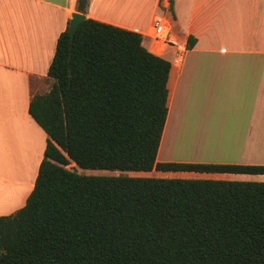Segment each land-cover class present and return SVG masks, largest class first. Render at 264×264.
I'll return each mask as SVG.
<instances>
[{
	"label": "trees",
	"instance_id": "trees-1",
	"mask_svg": "<svg viewBox=\"0 0 264 264\" xmlns=\"http://www.w3.org/2000/svg\"><path fill=\"white\" fill-rule=\"evenodd\" d=\"M69 26L49 91L29 102L47 139L24 206L0 216V264H264V181L76 172L264 176V165L157 162L170 63L136 32L84 18L71 41Z\"/></svg>",
	"mask_w": 264,
	"mask_h": 264
},
{
	"label": "crops",
	"instance_id": "crops-1",
	"mask_svg": "<svg viewBox=\"0 0 264 264\" xmlns=\"http://www.w3.org/2000/svg\"><path fill=\"white\" fill-rule=\"evenodd\" d=\"M77 1L0 0V216L23 207L33 188L47 135L28 106L34 94L49 91L47 71ZM157 12L171 21L184 49L178 63L175 50L165 58L145 41ZM82 15L140 34L147 51L170 63L157 162H171L178 143L181 163L251 165L244 159L264 144V0H89ZM224 159L230 160L205 161ZM160 174L264 181L252 175Z\"/></svg>",
	"mask_w": 264,
	"mask_h": 264
},
{
	"label": "built area",
	"instance_id": "built-area-1",
	"mask_svg": "<svg viewBox=\"0 0 264 264\" xmlns=\"http://www.w3.org/2000/svg\"><path fill=\"white\" fill-rule=\"evenodd\" d=\"M144 37L150 41L149 49L153 53L163 55V47L175 50L173 61L178 63L184 49L177 44V40L173 34L171 21L161 12L153 15L149 30Z\"/></svg>",
	"mask_w": 264,
	"mask_h": 264
},
{
	"label": "rangeland",
	"instance_id": "rangeland-1",
	"mask_svg": "<svg viewBox=\"0 0 264 264\" xmlns=\"http://www.w3.org/2000/svg\"><path fill=\"white\" fill-rule=\"evenodd\" d=\"M139 3L143 5L147 0H138ZM89 2V0H88ZM146 43L149 45L150 41L145 38ZM172 49H167V47H163V55L165 58L172 59ZM171 52V54H170ZM170 54V55H169ZM38 95V94H34ZM33 95V96H34ZM264 144H260V148L257 149L258 151L253 152V156L250 158H245L244 161L251 164V165H264ZM256 146V145H255ZM175 152L171 158V162L181 163L180 161L184 159V156H181L178 154V143L174 144ZM250 150H253V145L250 144ZM256 150V148L254 149ZM253 150V151H254ZM204 159H213V158H204ZM230 159H224V160H205V161H229ZM231 161H237L236 158H232ZM213 164V163H212ZM73 167V165L68 166ZM76 172L79 175L82 176H118V175H124V176H139V177H162L164 175L157 173L155 171H152L150 173H136V172H121V171H102V170H81L77 169Z\"/></svg>",
	"mask_w": 264,
	"mask_h": 264
},
{
	"label": "water",
	"instance_id": "water-1",
	"mask_svg": "<svg viewBox=\"0 0 264 264\" xmlns=\"http://www.w3.org/2000/svg\"><path fill=\"white\" fill-rule=\"evenodd\" d=\"M84 15L80 14V13H73L71 15V21H70V26H69V31H70V39L71 41L73 40L75 31L79 25V23L84 19Z\"/></svg>",
	"mask_w": 264,
	"mask_h": 264
},
{
	"label": "bare ground",
	"instance_id": "bare-ground-1",
	"mask_svg": "<svg viewBox=\"0 0 264 264\" xmlns=\"http://www.w3.org/2000/svg\"><path fill=\"white\" fill-rule=\"evenodd\" d=\"M256 145V144H255Z\"/></svg>",
	"mask_w": 264,
	"mask_h": 264
}]
</instances>
